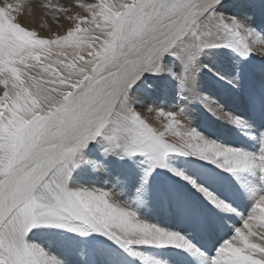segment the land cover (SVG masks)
I'll return each mask as SVG.
<instances>
[{
	"label": "snow or ice",
	"instance_id": "6c2138e0",
	"mask_svg": "<svg viewBox=\"0 0 264 264\" xmlns=\"http://www.w3.org/2000/svg\"><path fill=\"white\" fill-rule=\"evenodd\" d=\"M218 5L222 0H98L78 4L84 15L56 5L54 11L64 12L69 26L41 36L18 23L13 13L19 6L5 0L0 6V264H64L29 234H71L101 264H121L122 258L90 244L89 237L105 238L139 264H160L140 248L180 249L195 264H264V131L250 135L244 120L225 113L254 141L255 150L227 146L180 124L177 115L187 117L183 108L159 110L158 129L137 113L131 97L134 89L152 87L145 73H168L180 98L187 99L199 73L210 70L203 60L217 50L241 58L264 55V37L234 17L216 14ZM54 22L59 24V17ZM165 54L179 62V73L161 63ZM214 75L225 78L219 71ZM238 77L239 72L233 79ZM98 137L106 156L142 158L133 197L70 187L81 151ZM157 169L199 197L166 186L210 247L202 250L140 215L145 185ZM240 221L242 227L230 228V222ZM81 259L97 264L96 258L81 254Z\"/></svg>",
	"mask_w": 264,
	"mask_h": 264
},
{
	"label": "rangeland",
	"instance_id": "374dc122",
	"mask_svg": "<svg viewBox=\"0 0 264 264\" xmlns=\"http://www.w3.org/2000/svg\"><path fill=\"white\" fill-rule=\"evenodd\" d=\"M7 1L15 5L18 4L19 9L16 11L18 16H21L22 14H25L24 16L26 18L33 16L34 21L38 23V27L34 28L33 24H31V27H29L30 24H26L24 22L20 23L22 26L23 23L26 24L28 27H25L26 25L23 26L26 29L38 31L39 35L41 36H55L57 33L66 30L69 26L70 21L67 19L66 14L62 11H54L56 5H60L69 10L74 9L72 12L73 15H76L77 13L84 15V12L78 8L79 3L98 2V0ZM4 3V1L0 0V6H2ZM21 3H24L27 6L23 8ZM228 3L232 5L229 6L230 4ZM225 4H227L228 7H218L216 9V14H222L225 17H234L264 37V0H231ZM45 5H48L47 10H45ZM56 17H59V24L54 22ZM165 57L166 56H164V58ZM169 57H167V60H163V62L161 60L162 64L170 67L173 73H179L181 70L179 62L175 60L172 55H169ZM203 63H206L208 65V69L210 70H202L199 73L196 79L195 89L188 95L187 99L180 98L177 81L167 73L165 75L168 77L167 80H165V78L162 80L161 75L153 76L150 73H145L143 79L151 82L152 87L150 89L156 88L157 90L155 93L163 92L164 98L166 100L170 101L175 107L183 108L185 110V115L187 117L184 115L176 117L180 124L186 127L191 126L195 128L207 139L214 140L227 146L241 147L248 151L253 149L252 151H254V141H240L238 136L244 134L239 128L230 123V121L225 118L224 114L228 113L234 117H239L244 120L248 126V131L255 130L261 132L264 130V55H260L257 52H250L246 57L241 58L229 50L221 49L217 50V52L210 53L209 56L203 60ZM216 71L224 73L225 80L218 79L217 76L214 75V72ZM237 72H239V77L233 79ZM228 80H233V83H227ZM163 87L165 88V91L162 90ZM135 94L136 93H134V95ZM136 97H138V95H135L134 98ZM134 107L137 113L145 119L141 113L142 108L138 106L137 103H135ZM259 128L262 129L260 130ZM222 130L226 131L224 135H222ZM80 156L81 163L78 165L80 168L77 167L73 171V182H71L70 187L73 186V183L78 185L92 184V182H84L87 181L89 176L93 175L95 172L102 173L103 171L102 174L107 173L114 184H119L115 187V189L116 191L120 190V192L123 190L122 198H131L136 194V190L140 187V178L142 175L141 171L143 168V166L139 163L140 158H134L133 160H121L116 157L115 163L119 162L123 164V168L126 169L123 172L124 174L120 176L118 174H112L109 172L111 166L105 160H100V158L105 155L103 154L102 150L97 148V146L88 147L86 155L80 153ZM164 171L166 172L164 169H157L149 178L148 184L145 185L146 195L143 197L145 202L139 208V213L149 222L180 233L186 239H189L190 242L198 247H201L203 250V246L201 245L206 244V238L204 235H202L203 233L194 227L193 223L189 222V214L183 210L182 203L175 200L172 195L166 191V183H168V186H176L177 188L183 190L186 195L192 199L198 200L199 197L196 195V193L191 192L177 178L172 177L167 172L166 173L168 177L163 176L162 173ZM126 172H128V176H126ZM169 179H172L171 183L169 182ZM75 181H77V183H75ZM175 210L177 212H175ZM160 211H170L172 215L169 217H162L159 214ZM242 211L246 216L247 201H245V207L242 209ZM237 220L239 221V217ZM230 223H232L230 224L231 229H234L236 226H243L241 221L238 224L234 222ZM227 234H231L230 229L228 230ZM29 235L30 238L42 244L58 259L64 261V264H83L81 254H83L85 257H88V259L90 258L89 260L96 258L97 264H101L99 259L94 257L89 248H83L79 238L74 237V241L71 240V242L63 241L68 236L71 237V234H67L68 236L66 235V237L60 236L61 239L59 238V240L57 239L59 236H39L38 234L33 237L31 234ZM225 238L227 237L225 236ZM88 239L92 240L90 244L95 243V245L100 248H110L111 246L109 244L115 246L103 237H89ZM113 246V250L116 253L118 252L119 256L123 259V261L121 259V264L122 262L123 264H139V261L131 257L128 258L126 254H122L120 250L116 248V246L115 248ZM142 249L144 248H140L139 250L143 251ZM154 250V252H152L153 255L151 254L152 257L158 259L161 262L168 261L167 264H172L173 262L174 264H195L193 258L189 254L183 253L180 249H171L172 251L160 249ZM104 264H107V261H104Z\"/></svg>",
	"mask_w": 264,
	"mask_h": 264
},
{
	"label": "bare ground",
	"instance_id": "6f19581e",
	"mask_svg": "<svg viewBox=\"0 0 264 264\" xmlns=\"http://www.w3.org/2000/svg\"><path fill=\"white\" fill-rule=\"evenodd\" d=\"M2 1H4L5 2V0H2ZM231 0H222V5H218L217 6V8L218 7H220V8H227L228 7V5L227 4H225L226 2H230ZM8 2V1H7ZM108 2L109 3H119V0H108ZM129 2H130V0H129ZM228 4H230V3H228ZM18 5V4H17ZM232 4H230L229 6H231ZM21 6L23 7V8H25L27 5L26 4H24V3H21ZM17 12L15 11L13 14L15 15V16H17L18 17V20H17V22L18 23H20V22H24V23H26V24H30V26L29 27H31V24H33V26H34V28L35 27H38V23H36L35 21H34V19H33V16H31V17H29V18H26L23 14L21 15V16H18L17 14H16ZM220 13H221V11H220ZM27 16V15H26ZM28 20V21H27ZM27 21V22H26ZM23 23V26L24 25H26V24H24ZM21 24V23H20ZM25 27H28L27 25L25 26ZM95 26H93V28H94ZM63 31H65V30H63ZM52 36V35H51ZM164 56H166L165 58H164ZM163 57H162V62H163V60L165 61V60H167V57H169V55L168 54H165ZM169 58H171V57H169ZM161 62V63H162ZM168 74V73H167ZM166 75V73H163V74H161V78H162V80L165 78V80H167L168 79V77L167 76H165ZM225 80V79H224ZM164 84V83H163ZM230 86V85H229ZM165 88L163 87L162 88V90L163 91H165L164 90ZM225 89H227V88H225ZM156 88H154V89H149V90H147V91H145L143 88H141L140 90H139V92H137V90H133L132 91V93H131V97H132V99L134 100V101H137L136 103H137V105L138 106H140L141 108H142V106L143 107H152V108H154V109H156V111H153L151 114H149L148 113V110H147V108H142V114H143V116L145 117V120L147 121V122H149L150 124H151V126H154V127H156V128H161L162 126H161V124H160V120L162 119L161 117H159L158 116V111L159 110H162V111H175V112H177V113H179V109L180 108H177V107H175L170 101H168V100H166L165 98H164V95H163V92H159V93H155L156 92ZM159 91H160V89H159ZM134 93H136L135 95H138V97H136V98H134L135 97V95H134ZM211 98V97H210ZM212 101V100H211ZM219 101V100H218ZM262 102V101H261ZM221 103V102H220ZM206 105V104H205ZM212 105V104H211ZM209 107V106H208ZM188 109V108H187ZM244 110V109H243ZM236 111V110H235ZM215 112H217V111H215ZM177 116H180L179 114L177 115ZM180 119V118H179ZM255 123V122H254ZM256 125V124H255ZM263 125V124H262ZM258 127V126H257ZM262 127V126H261ZM264 127V126H263ZM255 128H256V126H255ZM260 129V128H259ZM262 129V128H261ZM260 129V130H261ZM258 130V129H257ZM213 131V130H212ZM264 131V130H263ZM258 132L259 131H255V130H253V131H248V133L250 134V135H256V134H258ZM226 133V131L225 130H222V135H224ZM220 134V133H219ZM236 135V134H235ZM170 141H172L173 140V137H169L168 138ZM238 139L241 141V140H244L245 142H252V140L251 139H249L248 137H246V135H239L238 136ZM101 144H102V137H98L97 138V140H95V141H92V142H90L89 143V145L85 148V149H83L82 151H81V153L83 154V155H86V153H87V148L88 147H91V146H97V148L98 149H100L101 150ZM248 144V143H247ZM97 150V149H96ZM253 150V149H252ZM252 150H250V151H252ZM96 155V154H95ZM86 157V156H85ZM116 157H118V156H116V155H105V156H103L102 158H100V160H105L107 163H109L110 164V166H111V168H110V170H109V172L110 173H112V174H118V175H120V176H122L124 173V171L126 170V169H124L123 168V164H121V163H115V158ZM119 158V157H118ZM86 159V158H85ZM139 159V158H138ZM140 159H142V158H140ZM90 161V160H89ZM88 161V162H89ZM91 161H92V159H91ZM117 162V161H116ZM122 162V161H121ZM95 165V164H94ZM102 165H104V164H102ZM125 165V164H124ZM130 165V164H129ZM141 165V164H140ZM143 166V165H142ZM79 168H80V166H78ZM125 167V166H124ZM84 168V167H83ZM126 168V167H125ZM92 169V168H91ZM95 169H97V168H95ZM139 169V168H138ZM78 170V169H77ZM94 170V169H93ZM159 170H163V169H159ZM98 171H100V170H98ZM219 171V170H218ZM142 172V171H141ZM102 173H103V171H102ZM101 172H98V173H94L93 175H90L89 176V179L87 180V181H85L84 183H86V182H92V184H81L83 187H87V188H100V189H103V190H105V191H116V189H115V187L116 186H118L119 184H114L112 181H111V179H110V176L109 175H107V173L106 174H102ZM105 173V172H104ZM128 172H126V176H128V174H127ZM133 173V172H132ZM157 173V172H156ZM88 174V173H87ZM161 174V173H160ZM163 176H165V177H168L167 176V173L164 171L163 173ZM224 175L225 176H227L228 174L227 173H224ZM170 177V176H169ZM77 178V177H76ZM85 180V179H84ZM113 180V179H112ZM164 181V180H163ZM167 181V180H166ZM169 182L171 183L172 182V179H169ZM75 183H77V181H75ZM164 183H166V182H164ZM70 184H71V182H70ZM167 184V186H168V183H166ZM75 185H78V184H75ZM158 186V185H157ZM161 186H162V184H161ZM161 186H159V187H161ZM181 187V186H180ZM164 188V187H163ZM161 189V188H160ZM166 189V188H165ZM158 190V189H157ZM123 191V190H122ZM125 191V190H124ZM116 192H120V190L119 191H116ZM166 192V191H165ZM166 195H167V193H166ZM171 195V194H170ZM163 197V196H162ZM161 197V198H162ZM165 197V196H164ZM170 197V196H169ZM152 199V198H151ZM165 199V198H164ZM163 199V200H164ZM180 202V201H179ZM167 204V203H166ZM168 205V204H167ZM180 205V204H179ZM167 207V206H166ZM183 207V206H182ZM175 212H177L176 210H175ZM159 214L162 216V217H169L170 215H172L171 214V212L170 211H167V212H162V211H160L159 212ZM238 218V217H237ZM242 222V221H241ZM159 223V222H158ZM190 224V223H189ZM231 226V225H230ZM233 227V226H232ZM66 235L67 234H64L63 236L64 237H66ZM203 235V234H202ZM40 236V235H39ZM68 236V235H67ZM59 238H60V236L59 237H57V239L59 240ZM204 238V237H203ZM202 238V239H203ZM61 239V238H60ZM71 240L72 241H74V237L73 236H71V237H67V238H65L63 241H66V242H71ZM89 240V239H88ZM105 240V239H104ZM206 240V239H205ZM90 241V243H91V241L92 240H89ZM106 241V240H105ZM41 242V241H40ZM94 242V241H93ZM205 242V241H204ZM74 243V242H73ZM95 244V243H94ZM108 244V243H107ZM111 247V249H113L112 248V246L113 245H111V244H109ZM108 245V246H109ZM106 246V245H105ZM201 246H208V247H210V245H207V241H206V244H203V245H201ZM107 247V246H106ZM114 248H115V246H113ZM143 250V252H145V253H147V254H149L150 256H152L153 254H152V252H154V251H157V250H154V248H144V249H142ZM154 250V251H153ZM160 250H162V249H160ZM172 250H174V249H172ZM171 250V251H172ZM161 252V251H160ZM118 253V252H117ZM120 253V252H119ZM122 253V252H121ZM123 254V253H122ZM152 254V255H151ZM155 255V254H154ZM161 255V254H160ZM160 255H158V256H160ZM125 257V256H124ZM129 258V257H128ZM159 258V257H158ZM90 259V258H89ZM156 259V258H155ZM176 259V258H175ZM61 260V259H60ZM126 260V259H125ZM157 261H159L158 259H156ZM162 260V259H161ZM122 261H123V259H122ZM130 261V260H129ZM131 262V261H130ZM160 262V264H167L168 263V261H164V262H161V261H159ZM126 263V262H125ZM122 264H123V262H122ZM127 264V263H126ZM137 264V263H136ZM172 264H174V262L172 263ZM184 264H186V263H184Z\"/></svg>",
	"mask_w": 264,
	"mask_h": 264
}]
</instances>
